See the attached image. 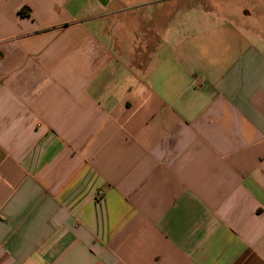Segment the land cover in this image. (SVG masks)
Instances as JSON below:
<instances>
[{"label":"crops","instance_id":"0c3cea01","mask_svg":"<svg viewBox=\"0 0 264 264\" xmlns=\"http://www.w3.org/2000/svg\"><path fill=\"white\" fill-rule=\"evenodd\" d=\"M246 2L0 0V264H264Z\"/></svg>","mask_w":264,"mask_h":264},{"label":"built area","instance_id":"2783aa9c","mask_svg":"<svg viewBox=\"0 0 264 264\" xmlns=\"http://www.w3.org/2000/svg\"><path fill=\"white\" fill-rule=\"evenodd\" d=\"M97 195H98L99 197H101V196H103V193H102L101 191H99V192L97 193Z\"/></svg>","mask_w":264,"mask_h":264},{"label":"rangeland","instance_id":"374dc122","mask_svg":"<svg viewBox=\"0 0 264 264\" xmlns=\"http://www.w3.org/2000/svg\"><path fill=\"white\" fill-rule=\"evenodd\" d=\"M246 1H247V0H242V2H244V3H247Z\"/></svg>","mask_w":264,"mask_h":264}]
</instances>
